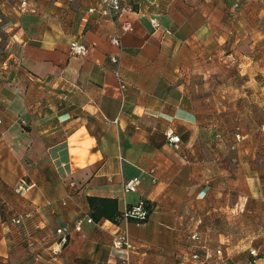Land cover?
Instances as JSON below:
<instances>
[{"label":"crops","instance_id":"crops-1","mask_svg":"<svg viewBox=\"0 0 264 264\" xmlns=\"http://www.w3.org/2000/svg\"><path fill=\"white\" fill-rule=\"evenodd\" d=\"M131 3L112 20L93 0H0V264H123L124 231L130 264H264V0ZM90 197L150 217L88 223Z\"/></svg>","mask_w":264,"mask_h":264},{"label":"built area","instance_id":"built-area-1","mask_svg":"<svg viewBox=\"0 0 264 264\" xmlns=\"http://www.w3.org/2000/svg\"><path fill=\"white\" fill-rule=\"evenodd\" d=\"M96 3L102 5L104 7L103 15L107 18H110L112 20L120 19L124 16V13L127 11L132 10V0H93ZM27 6L26 2H23L21 4V8L25 9ZM157 23L156 21L154 22ZM121 29L123 33H128L133 30V25L129 21H124L121 25ZM111 44L114 46H120L121 40L119 35H115L110 40ZM70 52L73 56L84 58L89 53V46L85 43L81 42H72L70 45ZM113 61L116 63L118 60L115 58ZM121 90L126 89V84L121 77L120 73H116ZM2 123V120L0 118V124ZM264 129V125L262 126ZM237 141L241 140L240 134L236 137ZM167 141L169 145L171 146H178L181 143L180 136L174 134L173 132H170L167 134ZM140 186V181L138 179L129 180L127 182H124L123 184V191L124 193H135L138 191ZM24 190V187L21 185L16 190L17 192ZM150 217V210L149 205L146 201L142 200L137 205L127 208L125 212L122 214L121 220L125 222H144L147 221ZM88 223H93L94 221L91 218L87 219ZM12 223L15 225H19L22 223L21 218H15L12 220ZM82 224V221L77 222L76 228L77 230L80 229V226ZM58 234L61 236L59 244L64 245L67 242V234L65 233V230H58ZM193 240H198L197 236L194 234L192 236ZM112 248L117 252L124 253V260L123 264H130V252L134 251L135 247L132 243L130 234L128 231H124L118 235H116L112 240ZM199 248L202 250H208L205 245H201ZM61 253L60 249H53L52 255L54 257L59 256ZM248 261L247 262H240L239 264H258L260 260V254L257 249L251 248L248 250ZM215 255L218 258L219 261L226 263L230 257L225 253V250L223 248H218L215 250ZM208 253L204 257H201L200 254L197 252L192 255V260L195 262H198L199 264H204L208 260ZM28 264H36V262H30Z\"/></svg>","mask_w":264,"mask_h":264},{"label":"trees","instance_id":"trees-1","mask_svg":"<svg viewBox=\"0 0 264 264\" xmlns=\"http://www.w3.org/2000/svg\"><path fill=\"white\" fill-rule=\"evenodd\" d=\"M88 202L91 208L90 216L96 223L102 220L118 223L122 217L116 199L90 197L88 198Z\"/></svg>","mask_w":264,"mask_h":264},{"label":"rangeland","instance_id":"rangeland-1","mask_svg":"<svg viewBox=\"0 0 264 264\" xmlns=\"http://www.w3.org/2000/svg\"><path fill=\"white\" fill-rule=\"evenodd\" d=\"M263 129V128H262ZM264 130V129H263ZM254 249H256V248H254ZM259 251V250H258ZM259 254L261 255V253L259 252ZM248 256H249V254H248ZM239 261V262H238ZM237 261V264H239L240 262H247L248 261V258L246 259V258H243V259H241V260H238Z\"/></svg>","mask_w":264,"mask_h":264}]
</instances>
